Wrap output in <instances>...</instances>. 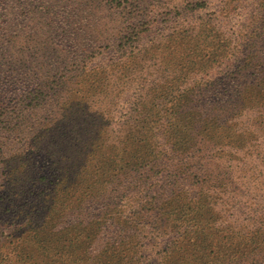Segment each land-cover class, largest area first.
Instances as JSON below:
<instances>
[{"label": "rangeland", "instance_id": "obj_1", "mask_svg": "<svg viewBox=\"0 0 264 264\" xmlns=\"http://www.w3.org/2000/svg\"><path fill=\"white\" fill-rule=\"evenodd\" d=\"M162 1L160 17L155 25L165 35L162 42L174 48L173 56H184L186 61L193 62L177 63L174 69L177 74L185 69V83L181 92L187 95L186 110H189L191 119L188 123L197 134H202L200 145H195L194 151L190 150L187 154L188 160L191 164H205L209 168V174L204 177L209 186L203 193L201 189L193 190L183 179L174 182L169 178L171 170L170 175L164 173L165 178L160 180L159 185L163 186L161 190L166 194L152 196L153 199L157 198L163 217L157 214L160 220H147L142 211L143 204L137 214L141 212L144 222L134 220L130 232L125 235L120 234L125 229L124 224L115 219L117 212L120 215V210H114L113 218L109 217L104 224L98 222L97 216L103 204H113L120 181L130 172L136 174L140 169L143 174L147 170L146 166L140 168L138 158L145 157V142H149L142 138L144 126L156 124L155 115L152 114V94L145 95L146 98L137 105L134 97L136 80H131L128 86L118 81L115 94L109 95V90L113 89L110 87L101 94L100 90L93 89L90 82L79 85L84 77L72 71L67 76V86L57 89L58 92L49 90L42 93L37 114L30 111L28 117L17 118L21 110L26 109L25 106L33 108L34 104L26 99L27 96L43 91L40 90L42 86L47 81L53 82L59 70L60 73H69L73 68L77 70L85 56L93 57L107 46L105 41L96 40L98 33L95 32L101 25L108 27L109 21L106 20L114 18L115 13L103 10L104 0H0V130L5 139L6 158L12 161L17 170L11 187L15 190V196L7 204L9 208L2 207L1 210L0 244L3 240L7 241L5 237L12 239L13 236L9 238L10 233H18L15 231L16 224L21 228V221L29 216L35 219L40 230L46 231L52 246L50 253L46 249V240L38 250L35 246L31 247L26 235L21 238L15 234L10 243L3 247L0 245L5 253L11 250L25 256L30 252L37 259L48 255L54 264H113L119 262L116 257L119 251L112 252L110 245L117 236H126L128 239H119L118 247L128 256L127 264H162L164 254L169 264H206L210 262L209 259L195 250L204 249L203 243H211L214 236L217 241L222 236L212 251L216 253L217 246L222 244L224 252L221 258L235 264L234 253L226 245L228 240H223L227 231L218 235L222 233V227L211 230V224L203 226L198 220L179 229L171 224L175 220L169 221L168 215L176 209V202L180 201L179 192L187 187L193 190L194 202L206 198L216 202L218 213L233 209L234 197L243 201L238 211L244 205L247 208L254 205L259 196L258 202H263L261 195H264V190L252 189L254 182L250 187L251 192L214 194L218 183L229 182L237 188L241 183L240 174L231 178L226 174L229 166H243L246 162L230 163L233 145L228 141L220 144L213 141L211 136L223 139L228 134L239 135L244 127L243 122H247V116L254 111L248 101L246 104L241 101L238 108L222 110L221 105L209 108L207 104L214 102L215 89H223L221 82L226 76L232 82H240L243 78L244 81L252 80L254 72L250 67L257 62L259 73L264 75V0H208L205 4L198 0ZM55 10L63 12L64 19L70 16L69 41L66 34H61L60 28L55 29V24L60 21L54 15ZM203 32V36L217 37L212 50L218 56L212 58L210 63L205 49H199L202 52L199 54L190 42V38ZM53 35L56 38L51 41ZM82 44L91 51L85 54ZM169 53L157 57L156 64L162 69L168 68ZM152 54L155 56V48ZM154 71L149 65L143 70L144 77H149ZM214 85L218 87L211 90ZM230 89L233 91L236 87ZM179 94L174 93V96L178 97ZM124 96L131 97V100L125 103ZM173 104L168 105L167 109ZM178 110L186 117L183 108ZM4 111L10 116L2 117ZM137 111L142 115H139L136 123L130 116L138 115ZM210 116H214L213 120ZM225 116H228V125L221 126ZM141 117L147 123H143ZM135 129L133 137L140 143H133L130 137ZM255 142L256 139L249 140V150H255ZM216 143L215 149L209 147ZM127 147L132 152H139L137 158L128 159V155L120 153ZM102 154L116 161L104 162ZM117 160L124 162L127 169L115 174ZM254 163L264 169V161ZM171 164L178 162L173 160ZM88 172L92 175H88ZM115 175L119 182L114 179ZM5 199L0 197L1 203L6 205ZM195 212L201 213L199 216L204 214L199 204ZM165 214L168 215L165 217ZM240 223L248 225L245 220ZM192 234L196 235L190 241ZM199 237L204 239L198 240ZM137 243L139 246L136 250ZM241 264L248 263L245 261Z\"/></svg>", "mask_w": 264, "mask_h": 264}, {"label": "trees", "instance_id": "obj_2", "mask_svg": "<svg viewBox=\"0 0 264 264\" xmlns=\"http://www.w3.org/2000/svg\"><path fill=\"white\" fill-rule=\"evenodd\" d=\"M105 5L102 7L105 11H112L115 13L114 18H108L106 21H109V26H99L98 30L95 33H98L96 38L97 41L106 42V47L102 48L101 52L95 56H85L81 64H79L77 70H69V73H59L55 76L53 82L47 81L40 90L38 94H30L27 96V100L31 101L33 108L25 106L26 109L21 110L17 118L28 117L30 111L36 112L41 104V98L43 97L42 93L48 92L49 90L53 92H58L57 89L67 86V76L72 71L80 73V77H84V80L79 84L90 82L94 90H100L101 94L107 89L109 90V95L115 94V87L118 81L124 83L125 86L129 85L131 80H136L137 87L134 93L136 98V104H139L143 98H146L145 95H151L153 99L154 112L156 124L145 125L143 130L145 133L142 138L147 146L145 147V157H139L138 161L141 164V167L146 166L147 170L141 174V170L135 173H129L127 177L122 181L116 180V175L114 179L119 184L116 186V193L113 197V204H103L102 208L98 211L99 216L97 219L99 223L104 224V221L107 219L113 218L114 210H120L117 212L115 217L116 221L124 224L123 231L120 234H125L130 232L131 228L134 225V220L144 222V218L141 217V212L137 214V211L144 204L142 208L143 213L146 214L147 220L154 221L160 220L163 214L160 212L159 204L157 198L153 199V195H165L166 192L161 190L163 186L159 185L160 180L165 178L164 173L172 174L169 178H172L174 182L178 183L181 179L189 183L193 190L201 189L203 193L205 189L209 186L208 180L204 178L207 177L206 174H209V168L205 164H191L188 160L187 154L190 150L194 151L195 145H200V139L202 134H197L195 129L191 127L189 110H186L187 100L186 94L181 92V88L185 83L184 71L181 74H177L174 65L177 63L187 64L192 61H186L185 57H178L174 55V48L170 46H165L162 42V38L165 35L161 34L158 30V26L155 25L158 23L160 17V10L162 9L163 1L162 0H104ZM201 3H207L208 0H198ZM142 2V3H141ZM199 5V4H197ZM56 19L60 21L55 25V29L60 28L61 34H66L68 41L70 40V32L68 20L70 16H66L67 19H64L65 14L54 11ZM100 15L102 13L100 12ZM157 30L159 32H157ZM205 32L201 35L194 36L190 38V42L193 43L194 50H197L199 54L202 52L199 50L204 48L206 51V58L209 63L212 58L217 57L218 55L213 53V47L215 44L216 36H203ZM57 35V33H56ZM89 34H86V36ZM55 35L51 38V41L55 39ZM50 41V42H51ZM228 43V42H227ZM99 44V43H98ZM226 44V42H225ZM85 45L82 44V47ZM264 47V44H263ZM155 48V56L152 54V50ZM76 50V47H74ZM163 50V51H162ZM91 50L83 48L85 54L89 53ZM262 50H260L261 53ZM161 52V53H160ZM168 54V68L162 69L158 64H156L157 57ZM23 55V52L21 53ZM258 56H256L257 58ZM193 63V62H192ZM151 66L154 68V72L149 77H144L143 70ZM253 70L252 80L244 81V78L240 82H232L229 79V76H226L225 79L221 82V88L214 90L215 100L213 103L209 102L207 107H216L221 105V110L234 107L238 108L239 103L243 101L245 104L248 101L249 106H251L254 113L251 116H247V122H243L244 127L242 132L239 135L237 133L228 134L224 136L223 139L217 138L214 135H210L213 141H216L222 144L225 141H228V144L233 145L232 153L230 154V163L236 162H246L243 166L241 165H232L229 166L228 172L226 175L229 177H236L237 174H240L241 183L237 188L229 183L224 182L222 184L218 183L216 185V192L214 194H227V193H241V192H251V185L255 183L253 188L256 191L264 190V169L260 168L257 161H264V75L260 74V66L257 62L256 65L250 67ZM254 82V84H249ZM229 86V87H228ZM217 85H214L211 90ZM230 87H236L235 90L231 91ZM129 89V88H128ZM130 90V89H129ZM252 92H255L254 94ZM174 93H181L178 97L174 96ZM209 94L211 96L212 92L209 89ZM127 103L131 100V97L124 96ZM178 100V101H177ZM174 101H177L174 103ZM223 102V103H222ZM174 103V104H173ZM173 104L170 109H167L168 105ZM183 108L186 112V117L179 114V110ZM175 110L178 113L171 112ZM39 112V111H37ZM36 112V114H37ZM138 113V111H137ZM139 115L142 113L132 114L130 119L135 120L137 123ZM10 116L7 111L2 113V117ZM213 120L214 116H210ZM228 116H225L224 123L221 126L228 125L227 122ZM10 119V118H5ZM15 119V118H14ZM11 119V120H14ZM143 123H147V120H144L143 117L140 118ZM240 122V119H239ZM262 127H257V126ZM221 126H218L221 127ZM148 130V132H146ZM262 130V131H260ZM136 129L131 131L130 137L133 140V143H140L133 137ZM250 133V135H248ZM213 134V133H212ZM253 139L256 146H253L254 151L249 150L247 144L249 140ZM142 140V139H141ZM155 144V145H154ZM254 145V144H253ZM216 144L209 145L211 149H215ZM255 147V148H254ZM5 148V139L0 130V197L5 198V203L0 201V216H3L1 212L2 207L9 208L7 204L10 203V199L15 196V190L11 187L13 186L12 181L15 178L17 170L15 166L11 164V160H7V152ZM235 150V152H234ZM247 150L243 156L240 155L243 151ZM227 152H230L229 150ZM123 156L128 155V159L131 157L137 158L139 152H132L130 148H125L120 152ZM200 154V153H199ZM103 155V154H102ZM104 162L116 161L114 159L105 157L103 155ZM176 160L178 164H171V161ZM170 162V163H169ZM167 163V164H164ZM127 169V165L124 162L117 160L115 174L119 170ZM137 174L141 175L138 176ZM88 175H92L91 172H88ZM126 182L124 185L123 183ZM184 183H182L183 185ZM181 186V185H179ZM185 186V185H184ZM193 190H190L188 187L185 191H180V201L176 202V209L171 211L168 214H165V217L169 216V221L175 227L179 229L189 226L193 221L201 220L203 226L212 225L211 230H218L220 227L223 228L222 233L218 235H223L224 231H227L226 236L223 237L227 239L228 242L226 245L229 250H232L234 255L233 258L235 264H241L247 262L248 264H264V195H261L263 202H257L254 205H251L249 208L244 205L239 211V204L243 205V201L239 198L236 200L233 198L234 202L231 207L233 209L222 211L218 213V210L215 209L216 202L206 198L205 200H200L199 202H194L195 195ZM33 195V194H32ZM181 196H184L182 199ZM182 202V203H180ZM1 204H4L3 206ZM199 208L204 212L196 213L195 210ZM111 205H114L111 206ZM237 205V207H236ZM112 208H109V207ZM249 210V211H247ZM6 214V213H5ZM160 215V216H157ZM246 215V218L243 216ZM206 216V218L204 217ZM43 219V218H42ZM242 220H245L248 225H243L240 223ZM23 225L21 228L16 224V232L14 235L10 233L9 238L19 235V237H25L28 239L31 247L40 249L46 243V249L51 253V241L48 239L49 235L44 230H40L39 226L36 225L34 218H29L26 216V219L22 220ZM19 228V229H18ZM196 234H192L190 237L194 238ZM122 238L128 239L126 236H117V239L110 245L112 252L119 251V254L116 256L119 258V262L113 264H127V257L119 249V239ZM215 239L208 244L204 242V249H197L195 251L202 254V256L209 259L210 262L206 264H232L229 261L227 262L224 258H221L223 251V245L220 244L217 246L218 251L215 253L212 249L216 246L217 242H220L222 236H214ZM7 239L1 241V247L10 243L13 239ZM204 239L199 237L198 240ZM139 244H136V250L138 249ZM177 253V252H176ZM175 254V253H174ZM170 255V253L168 254ZM46 258L37 259L34 254L30 252L27 255L22 256L18 252H12L8 250L7 253L0 249V264H54L52 258L48 255H45ZM164 254L162 264H169L168 257ZM213 257V258H212ZM192 264H197L192 262ZM202 264V263H200ZM205 264V263H204Z\"/></svg>", "mask_w": 264, "mask_h": 264}]
</instances>
